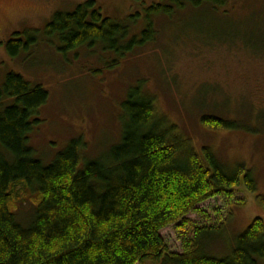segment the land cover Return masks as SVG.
<instances>
[{
	"label": "rangeland",
	"instance_id": "374dc122",
	"mask_svg": "<svg viewBox=\"0 0 264 264\" xmlns=\"http://www.w3.org/2000/svg\"><path fill=\"white\" fill-rule=\"evenodd\" d=\"M87 1L0 0V86L15 73L49 94L32 119L38 123L29 145L45 164L78 139L81 168L106 159L122 141L123 103L141 86L155 99L158 113L177 124L199 153L209 147L228 167L244 164L252 173L256 192L242 176L233 198L210 199L187 217L192 225L180 222L161 232L171 252L184 253L193 250L197 229L215 228L203 237L202 247L217 258L230 256L238 236L255 219L264 220L258 200L264 196V0L189 4L172 17L158 16L155 41L125 58L101 45L68 51L63 41L45 35L55 13L72 12ZM95 1L104 17L131 27V37L146 28L149 8L173 0ZM27 31H40L38 43L12 57L7 43ZM203 116L235 128L207 129ZM34 208L30 194L22 195L16 210L22 226L31 224Z\"/></svg>",
	"mask_w": 264,
	"mask_h": 264
},
{
	"label": "trees",
	"instance_id": "16d2710c",
	"mask_svg": "<svg viewBox=\"0 0 264 264\" xmlns=\"http://www.w3.org/2000/svg\"><path fill=\"white\" fill-rule=\"evenodd\" d=\"M227 0H173L148 9L147 26L130 37L131 27L102 15L95 0L74 11L57 12L45 35L63 41L65 50L101 45L120 57L155 41V18L172 17L186 5H226ZM40 31L16 34L7 51L16 58L29 52ZM49 94L11 73L0 86V264H259L264 261V220L255 219L235 242L230 256L217 258L202 247L215 228L196 230L193 250L171 252L161 232L171 225H192L187 217L213 198H233L242 183H257L244 164L230 168L209 147L199 153L142 87L123 103V136L106 159L81 168V139L49 164L29 145L38 123L32 120ZM214 131L234 123L203 116ZM30 194L34 217L28 227L16 217L21 197ZM264 210V196L259 197ZM191 249V248H190Z\"/></svg>",
	"mask_w": 264,
	"mask_h": 264
}]
</instances>
